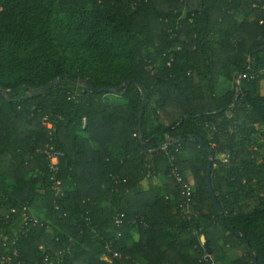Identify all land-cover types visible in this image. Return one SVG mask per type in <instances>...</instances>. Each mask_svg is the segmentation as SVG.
Here are the masks:
<instances>
[{"label": "trees", "instance_id": "trees-1", "mask_svg": "<svg viewBox=\"0 0 264 264\" xmlns=\"http://www.w3.org/2000/svg\"><path fill=\"white\" fill-rule=\"evenodd\" d=\"M255 135L264 0H0V264H264Z\"/></svg>", "mask_w": 264, "mask_h": 264}, {"label": "water", "instance_id": "water-1", "mask_svg": "<svg viewBox=\"0 0 264 264\" xmlns=\"http://www.w3.org/2000/svg\"><path fill=\"white\" fill-rule=\"evenodd\" d=\"M57 80H59V78H56L53 81H51L48 85H46V86H44L42 88H39L37 91L32 93V95L41 94V93L51 89L55 85ZM73 83L77 84V83H79V81H73ZM86 90L89 91V92H93V90L88 88V87H86ZM112 91L113 90H105V92H112ZM139 91H140V93L142 95V103H141L140 111H139V114H138V129L140 128L141 116H142L143 107H144V103H145V99H146V91H145V89L139 86ZM98 92H101V91H98ZM2 95L4 96V94H2ZM165 147H166V145L161 146L160 150H163ZM207 151H208L209 159H208V166H207V171H206V183H207L208 188L210 189V174H211V168H212V156H211V152H210V150L208 148H207ZM218 209H219L220 215L222 217V211H221L219 206H218ZM235 235L237 237H242L243 238V236H241L237 232H235ZM200 242L204 245V248H205V253L206 254H205L204 260L208 264H214V262L212 260V257H211V248L209 246V242L205 240L204 236L200 237ZM247 248H248V251H249L250 255L253 257V260L255 262V257H254L253 251L251 249H249L248 246H247Z\"/></svg>", "mask_w": 264, "mask_h": 264}, {"label": "built area", "instance_id": "built-area-1", "mask_svg": "<svg viewBox=\"0 0 264 264\" xmlns=\"http://www.w3.org/2000/svg\"><path fill=\"white\" fill-rule=\"evenodd\" d=\"M47 127L49 128L50 125H47ZM60 156H61V153L58 152V151H54L52 148H49V150L46 151V158H47V160L49 162V168H50V171L53 172V174L57 172V165H58V160H59ZM222 158H224V157H222ZM224 162H226V159H224ZM176 181L181 184V187H182V190H183L185 196L186 197H190V195L192 193V186L190 184L183 183L181 178L178 177V176H176ZM59 185H60V183L57 181L56 182V186H57L56 190H58V192H59V188H58ZM22 210L25 211L24 208ZM12 212H14V211L12 210ZM24 218H25L26 221H30L32 223H36L35 220L29 219L26 216H24ZM121 222H122L121 219L117 217L116 220H115L116 225H120ZM119 236L120 235L118 234V237ZM113 258L118 260V259H120V255L118 253H114L113 254ZM101 260L106 261L109 264H112V260L106 258L105 256L102 257ZM1 263L2 264H10L8 259H6V260L2 259ZM116 264H120V263H116Z\"/></svg>", "mask_w": 264, "mask_h": 264}, {"label": "rangeland", "instance_id": "rangeland-1", "mask_svg": "<svg viewBox=\"0 0 264 264\" xmlns=\"http://www.w3.org/2000/svg\"><path fill=\"white\" fill-rule=\"evenodd\" d=\"M235 83H237V81ZM229 85H231V84H229ZM229 85L227 83H224L223 80H220V82L218 84V90L223 91L224 88H226ZM261 143H262V138L259 135H255L252 137V139L250 140V143L246 147L248 150L258 151L259 153L264 154V147L261 149L258 147V145ZM188 177H189V174H188ZM188 179H189V182L191 183L190 177ZM143 185L145 187L147 185V182L146 181L143 182Z\"/></svg>", "mask_w": 264, "mask_h": 264}]
</instances>
